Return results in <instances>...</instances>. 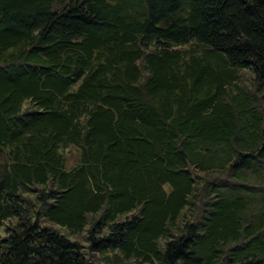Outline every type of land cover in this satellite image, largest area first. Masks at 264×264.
I'll use <instances>...</instances> for the list:
<instances>
[{
	"label": "trees",
	"instance_id": "obj_1",
	"mask_svg": "<svg viewBox=\"0 0 264 264\" xmlns=\"http://www.w3.org/2000/svg\"><path fill=\"white\" fill-rule=\"evenodd\" d=\"M1 231L0 264H264V0H0Z\"/></svg>",
	"mask_w": 264,
	"mask_h": 264
},
{
	"label": "rangeland",
	"instance_id": "obj_2",
	"mask_svg": "<svg viewBox=\"0 0 264 264\" xmlns=\"http://www.w3.org/2000/svg\"><path fill=\"white\" fill-rule=\"evenodd\" d=\"M252 76L253 75H251V73L249 71H242L241 72L240 81H239L240 85L242 83V85H244V86L251 87V85L253 84L251 82ZM79 156L80 155H79L78 150H76V148H74V147H71L70 150L66 153V166H67V169H70L74 165H76ZM4 235H5L4 231H1L0 232V237H3ZM78 240L82 243V245L86 246V244H85V242H83L82 238L78 237Z\"/></svg>",
	"mask_w": 264,
	"mask_h": 264
}]
</instances>
